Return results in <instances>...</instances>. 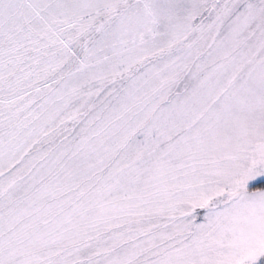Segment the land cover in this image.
Returning <instances> with one entry per match:
<instances>
[{"label":"snow or ice","instance_id":"obj_1","mask_svg":"<svg viewBox=\"0 0 264 264\" xmlns=\"http://www.w3.org/2000/svg\"><path fill=\"white\" fill-rule=\"evenodd\" d=\"M0 264H264V0H0Z\"/></svg>","mask_w":264,"mask_h":264}]
</instances>
